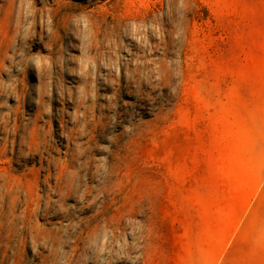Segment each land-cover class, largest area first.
I'll return each instance as SVG.
<instances>
[{"label": "rangeland", "instance_id": "rangeland-1", "mask_svg": "<svg viewBox=\"0 0 264 264\" xmlns=\"http://www.w3.org/2000/svg\"><path fill=\"white\" fill-rule=\"evenodd\" d=\"M0 264H264V0H0Z\"/></svg>", "mask_w": 264, "mask_h": 264}]
</instances>
